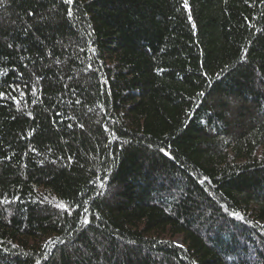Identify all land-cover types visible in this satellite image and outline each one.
<instances>
[{"label": "trees", "instance_id": "1", "mask_svg": "<svg viewBox=\"0 0 264 264\" xmlns=\"http://www.w3.org/2000/svg\"><path fill=\"white\" fill-rule=\"evenodd\" d=\"M184 2L0 3V264H264V0Z\"/></svg>", "mask_w": 264, "mask_h": 264}, {"label": "snow or ice", "instance_id": "2", "mask_svg": "<svg viewBox=\"0 0 264 264\" xmlns=\"http://www.w3.org/2000/svg\"><path fill=\"white\" fill-rule=\"evenodd\" d=\"M3 0H0V3H2ZM66 3H72V0H65ZM184 7L187 8L188 7V3H187V0H185L184 2ZM69 15H71V12H69ZM0 95H3V93H0Z\"/></svg>", "mask_w": 264, "mask_h": 264}]
</instances>
